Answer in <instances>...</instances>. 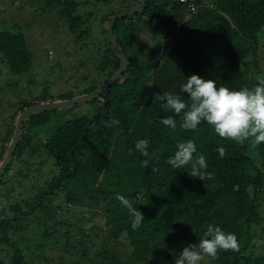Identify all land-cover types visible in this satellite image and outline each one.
Listing matches in <instances>:
<instances>
[{
	"label": "trees",
	"instance_id": "16d2710c",
	"mask_svg": "<svg viewBox=\"0 0 264 264\" xmlns=\"http://www.w3.org/2000/svg\"><path fill=\"white\" fill-rule=\"evenodd\" d=\"M29 1L30 5L42 3L38 7L41 15L57 11L78 44L89 36V25L97 16L93 10L79 14L80 7L109 0ZM199 1L188 0L198 5L191 12L178 1L147 0L141 11L113 23L114 39L129 64L118 81L87 101L95 107L90 116L63 117L61 111L68 107L25 117L10 162L0 175V200H9L13 181L18 185L29 182L30 170L36 166L39 171L49 165L51 178L30 200L0 203V264H82L71 257L78 251L83 254L91 238H99L97 217L104 219L110 235L125 236L131 247L125 261L103 247L96 254L101 264H174L176 255L189 244H197L209 224L234 234L237 248L219 251L215 260L205 257L201 264H264V249L255 244L264 241L260 212L264 143L222 139L203 122L197 130L186 131L178 116L174 117L175 130L160 123V118L173 114L160 110L164 101L159 96L180 94L190 75L239 90L251 89L248 78L259 71L264 0H207L211 8L199 7ZM138 3L123 0L120 9L110 7L97 16L105 49L91 64L94 77L81 95L97 90L118 70L119 60L107 42L105 26L112 16ZM144 30L161 56L149 80L144 61L152 60L154 54L141 41ZM32 58L21 30H0V59L11 77H25L32 69ZM182 95L188 99L187 93ZM52 99L44 93L38 99L20 100L7 131L0 132V164L18 116L27 108L54 103ZM141 139L149 141L153 159L135 149ZM189 139L196 143L197 154L206 157L208 166L200 178L190 177L189 168L177 170L166 163L178 143ZM218 147L226 149L223 158ZM145 159H149L147 167ZM119 196L129 199L145 217L139 229H132V218ZM55 199L75 208L78 219L87 220L90 226L82 228L78 220L77 224L57 221L55 216L64 207H54L51 201ZM57 227L62 228L60 234ZM53 249L59 252L55 261L48 254Z\"/></svg>",
	"mask_w": 264,
	"mask_h": 264
},
{
	"label": "rangeland",
	"instance_id": "374dc122",
	"mask_svg": "<svg viewBox=\"0 0 264 264\" xmlns=\"http://www.w3.org/2000/svg\"><path fill=\"white\" fill-rule=\"evenodd\" d=\"M29 2V0H0V30H21L27 39L33 57L31 71L18 80L9 75L6 66L0 59V132L3 134L7 131L10 118L16 113L17 104L21 102V99L29 97L38 99L41 94L47 93L53 98V102H61L82 96L84 89L88 87L90 80L94 77L91 64L99 60L105 49L103 43L105 38L100 33V18L97 16H101L110 7L116 10L120 9L119 5L122 4L123 0H109L107 3L100 2L99 4L93 3L92 6L90 4L81 6L79 14L83 15L87 11L93 10L97 16H94L89 25V36L80 40L78 44L74 43V38L67 30L64 21L56 15L57 11L41 15L38 7L42 6V3L31 2L30 5ZM127 2L128 0H125V3ZM90 3L92 2L90 1ZM199 5V7H210L207 0H201ZM147 34L148 31L144 30L141 41L146 42V50L152 49L154 54L152 60L144 61L147 68L146 79L149 80L156 63L161 61V56L157 54V44L150 43L151 40ZM258 65L261 73L258 70L253 71L248 78L251 88L258 84L259 79L264 78L262 72L264 71V49H261V53L258 55ZM147 84L149 83L146 82ZM59 96L62 98L57 100ZM94 108L93 103L85 102L61 111V115L74 118L90 116ZM36 167L39 168V166ZM36 167L30 170L32 179L29 182H25L23 185L12 182L13 190L7 194L9 200L7 198L0 200L1 204L6 203L8 205L14 200H30L37 189L42 188V184L51 178V174H49L51 167L46 165L39 171ZM26 171L23 169L22 172L25 173ZM36 171L37 173H35ZM51 204L57 208L64 207L62 211L57 212L55 216L57 221L62 220L67 224H77L79 221L81 227L85 229L90 226L87 220L80 221L78 219L80 214L75 208L61 204V200L55 199L51 201ZM260 212L261 216L264 217V204L260 207ZM95 222L99 225L97 229L99 238H91L87 250L83 254L78 251L74 254L75 257L71 258L77 259L82 264H101V260L96 254L105 247L117 254L122 261H125L131 251L125 236L115 238L110 235L104 226L102 217H97ZM57 228H59L58 234H60L62 228ZM255 244L258 248L264 249V241H256ZM48 254L51 260L55 261L59 252L53 249ZM64 255L66 259L69 258V255Z\"/></svg>",
	"mask_w": 264,
	"mask_h": 264
},
{
	"label": "clouds",
	"instance_id": "9594fccd",
	"mask_svg": "<svg viewBox=\"0 0 264 264\" xmlns=\"http://www.w3.org/2000/svg\"><path fill=\"white\" fill-rule=\"evenodd\" d=\"M183 93L188 94V99L183 97ZM159 101H164L160 103L161 111L173 114L160 118V123L172 130L177 128L174 117L178 116L181 119L180 127L186 131L197 130L203 122L211 126L214 133L222 139L237 143L251 140L254 145L264 143V78L259 79L254 88L232 90L225 86L218 87L213 79L193 74L186 78L180 94L168 92L159 96ZM148 148L147 139L135 143V149L142 156L153 159L154 154H150ZM217 152L223 158L226 149L218 147ZM149 159L143 161L145 167L148 166ZM166 163L177 170L189 168L190 177L199 178L201 170L208 166L206 157L197 154V145L191 139L178 143L177 150ZM118 199L132 218V229H139L145 220L143 214L126 197L119 196ZM236 248L237 239L234 234L209 224L197 244H189L176 255L174 264H201L205 257L215 260L219 251Z\"/></svg>",
	"mask_w": 264,
	"mask_h": 264
},
{
	"label": "water",
	"instance_id": "95a60500",
	"mask_svg": "<svg viewBox=\"0 0 264 264\" xmlns=\"http://www.w3.org/2000/svg\"><path fill=\"white\" fill-rule=\"evenodd\" d=\"M146 1L147 0H139V3L137 5H135L134 7L130 8L129 10L119 12V13L115 14L114 16H112L110 18V20L108 21V23L106 24L105 31L107 34V42L109 43L113 54L119 60L118 70L109 78V80L106 83H104L97 90H95L89 94H84V95L79 96V97L72 99V100L54 102V103H50V104H39L37 106H33L31 108L25 109L18 116L16 124H15V129H14V132L12 135V139L10 141L9 146L7 147L6 155H5L2 163L0 164V175L2 174L5 167H7V165L10 162L11 154H12V152H13V150H14L17 142H18V139H19L22 123L28 114H30L32 112H38V111H47V110L68 108V107L75 106L77 104H81V103L93 100L97 96H99L101 93H103L105 90H107L111 84H113L114 82L118 81L121 78L122 74L124 73V71L128 67L129 60L126 56H124L122 54L120 48L116 44V41H115L113 33H112V25L119 18H122L125 16H130L134 13L141 11L144 8Z\"/></svg>",
	"mask_w": 264,
	"mask_h": 264
},
{
	"label": "built area",
	"instance_id": "2783aa9c",
	"mask_svg": "<svg viewBox=\"0 0 264 264\" xmlns=\"http://www.w3.org/2000/svg\"><path fill=\"white\" fill-rule=\"evenodd\" d=\"M172 1H178L180 3L186 4L188 9H189V11H191V12L196 10V5L192 4V3H189L188 0H172ZM160 49H162V46L160 47Z\"/></svg>",
	"mask_w": 264,
	"mask_h": 264
}]
</instances>
